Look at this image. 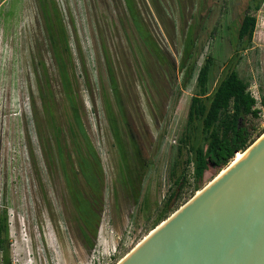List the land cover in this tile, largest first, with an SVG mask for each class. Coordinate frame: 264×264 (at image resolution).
Returning a JSON list of instances; mask_svg holds the SVG:
<instances>
[{"label":"rangeland","instance_id":"374dc122","mask_svg":"<svg viewBox=\"0 0 264 264\" xmlns=\"http://www.w3.org/2000/svg\"><path fill=\"white\" fill-rule=\"evenodd\" d=\"M0 1V213L6 212L8 222L10 264H93L97 258L102 261L101 255L114 246L120 249L114 261L117 263L154 228L158 209L170 191L168 163L176 155L177 138L195 90L197 69L204 59L213 58L210 90L227 67L232 66L248 80L251 91L256 89L259 98L264 95V0L253 11L256 25L247 48L232 47L225 38L218 44L217 35L214 38L207 35V26L212 27L214 21L204 18L203 29L197 26L194 30V58L186 60L192 65L189 75L188 65L172 72L167 63L149 52L125 0H54L69 38L81 120L101 163L102 194L96 207L98 226L92 245L84 242L78 202L73 195L76 191L81 199L91 197V188L83 176L78 173L74 179L72 175L77 168L72 131L79 141L81 136L72 110L60 92L45 40L39 0ZM132 2L161 50L177 65L184 48L186 25L194 23L188 16L191 5L204 17L200 4L212 0ZM246 4L247 0H241L242 8ZM41 59L54 90V115L61 129V148L69 155L66 162L69 185L38 95L35 68L41 74L38 64ZM81 60L86 66L89 87L84 83ZM107 65L116 80L121 109L111 91ZM256 106L264 109L260 101ZM108 109L117 119L128 155L134 153V144L138 147L139 159L131 161V168L135 175L140 170L143 175L138 187L136 177L130 181L136 185L137 200L135 189L124 184L119 172L120 157ZM255 123L254 136L260 128L264 132V117ZM216 173L217 169L209 166L199 187ZM185 189L172 203L168 216L197 191Z\"/></svg>","mask_w":264,"mask_h":264},{"label":"trees","instance_id":"16d2710c","mask_svg":"<svg viewBox=\"0 0 264 264\" xmlns=\"http://www.w3.org/2000/svg\"><path fill=\"white\" fill-rule=\"evenodd\" d=\"M262 0H254L249 13L243 18L238 29L237 47L247 48L250 46L253 32L256 25V17L253 11H257ZM129 10L132 22L142 38L144 44L148 43L154 46L157 52L156 44L153 42L150 32L147 30L140 15L136 12L132 0H125ZM41 13L43 15V24L45 29V40L48 41V53H51L54 62V68L60 83V92L72 110L73 121L81 136L78 140L76 133L72 131L74 151L76 152L77 168L72 170V175L76 179L79 173L83 176L87 185L99 195L101 192L102 170L98 153L92 146L87 133L84 129L81 115L78 109V85L75 79V67L73 57L69 47V38L66 28L62 24L58 7L54 0H39ZM190 45V42L189 44ZM190 47V48H189ZM186 48V53L191 51V46ZM79 57L82 59L81 51L78 49ZM236 57V56H235ZM41 68V74L35 68L37 73V90L41 99V107L46 117L47 126L57 143V155L60 158V164L64 171L66 183L70 184L69 173L66 169V162L69 161V155L61 148V129L54 115V90L50 83V75L44 61L38 62ZM213 64L212 56L204 59L203 63L197 69L195 79V90L190 98L186 121L177 138L176 155L169 160L168 175L172 180L170 191L163 201L161 208L158 209L153 227L165 219L172 210V203L180 197L182 191L192 185V191L198 190L205 170L212 166L217 169V173L225 167L236 156V151L246 149L260 134L263 129L260 128L255 134L257 120L260 119L261 109L256 106L257 102L248 91L249 82L241 77L238 71L228 66L222 77L216 82L214 88H209L210 70ZM111 91L113 92L119 109L122 108L120 97L116 85V80L112 75V70L108 66ZM81 69L84 74V83L89 87L87 70L84 62L81 60ZM260 104L264 105V95L260 97ZM108 119L111 124L112 133L117 143L119 152V172L122 181L126 186H132L134 190V199H138L137 187L140 186L141 174L135 176L138 184L130 183L129 159L126 157V150L123 148L116 118L110 109L107 111ZM184 156V158H182ZM143 169V168H142ZM192 171L193 182L190 184L189 173ZM75 181V180H74ZM69 191L71 187L68 186ZM78 204V216L82 219L86 227H92L94 236L97 232L98 212L92 207L88 199H81L80 193L74 191ZM92 199H94L92 197ZM8 222L6 212L0 213V250L1 264H10V258L7 248Z\"/></svg>","mask_w":264,"mask_h":264},{"label":"water","instance_id":"95a60500","mask_svg":"<svg viewBox=\"0 0 264 264\" xmlns=\"http://www.w3.org/2000/svg\"><path fill=\"white\" fill-rule=\"evenodd\" d=\"M241 152L116 264H264V132Z\"/></svg>","mask_w":264,"mask_h":264},{"label":"flooded vegetation","instance_id":"af4514ba","mask_svg":"<svg viewBox=\"0 0 264 264\" xmlns=\"http://www.w3.org/2000/svg\"><path fill=\"white\" fill-rule=\"evenodd\" d=\"M247 0V4L244 8H242V6L240 5L241 0H212V2H210L209 4H200V9H204L205 15L204 17L202 16L200 10L195 11V5H191L190 10L188 12V16L193 19V24L192 23H188L186 25V33H185V39H184V48H183V52H182V56L180 58V61L177 63V65L175 64L174 59L170 58L169 56H167L165 54V52H163V50H161L160 46L158 45L157 41L155 40V38L153 37L151 31L148 29V27L146 26L147 30L150 32L151 38L153 40V42H155L156 44V48H157V52H155L154 50V46L151 44H144L145 47L149 50V52H151L152 54H154L156 56V58L159 61H164L165 63H167L168 68H170V71L175 72L176 70H178L179 68H182L184 66H187L188 63H186L189 58H194V53L192 52L193 48H194V42L196 41L195 38V29L198 26V29H203V19L205 18V20H208V22H213L214 21V25L212 27H208L207 26V30L208 33L207 35H210L211 38L218 37V44H221V42H223L224 38L231 43V46L234 47L238 45L237 40H238V29H239V25L241 24L243 18L250 12L249 11V7L251 5V3L254 0ZM1 2V1H0ZM214 7V8H213ZM243 9V12H242ZM242 13V14H241ZM237 19H235V16H237ZM198 18V20H197ZM143 21V19H142ZM229 37V40L227 39ZM141 38V37H140ZM195 40V41H194ZM143 41V40H142ZM190 42V45H188ZM144 43V42H143ZM228 43V44H229ZM191 46V51H189V53H186V48ZM190 48V47H189ZM186 63V64H185ZM188 69L186 70V74L192 69V65L190 63V65H188ZM170 71L168 72V74L170 73ZM191 74V73H190ZM121 103V101H120ZM117 121V119H116ZM119 130V137L121 138V142L123 145V148L126 150V157H128L129 161V172L130 174V179L134 178L135 176H137L138 174L142 173V170L140 171H136V175L132 172V168H131V161L132 162H137V160L139 159V152H138V147L136 146V144H134V153L130 156L128 155V150L126 148L125 143L122 141V133L120 131V128L118 127ZM116 142V140H115ZM117 145V143H116ZM118 150V149H117ZM141 158V157H140ZM142 165H144L143 167H145V164L142 163ZM139 168V167H138ZM142 175L140 176V178L142 179ZM138 178V177H137ZM89 186V185H88ZM91 188L90 192H91V197L90 195H88L89 197L86 198L90 201V203L92 204V207L96 210V207L98 205V201L100 200V196L102 194V192H100V196L93 190V188L91 186H89ZM92 197L94 199H92ZM78 218L81 220V234L83 236L84 242L85 244L87 243L88 245H92V238H94V234H93V229L94 228H90V227H86L85 224L83 223L82 219L78 216ZM98 226V225H97ZM96 236V235H95Z\"/></svg>","mask_w":264,"mask_h":264},{"label":"built area","instance_id":"2783aa9c","mask_svg":"<svg viewBox=\"0 0 264 264\" xmlns=\"http://www.w3.org/2000/svg\"><path fill=\"white\" fill-rule=\"evenodd\" d=\"M248 91L250 92L251 96L254 97V99L256 100V102L258 104V102L260 101V98L258 96V91L256 89L254 91H251L250 88H248ZM259 108L261 109L260 118L264 117V109H263V107L259 106ZM189 180H190L189 183L192 184L193 178H192V171L191 170H190V173H189ZM191 188H192V185H190L189 188L185 189V192L187 190H189V189L191 191L192 190ZM182 194H183V192H182ZM9 225H10V222H9ZM128 233H130V232L127 231V234ZM119 253H120V249H117L116 246H114L111 250H108L106 252V254H102L101 255V260L102 261H100L99 258H97L96 261L95 260L93 261V264H116L114 261H115L116 257L119 255Z\"/></svg>","mask_w":264,"mask_h":264},{"label":"bare ground","instance_id":"6f19581e","mask_svg":"<svg viewBox=\"0 0 264 264\" xmlns=\"http://www.w3.org/2000/svg\"><path fill=\"white\" fill-rule=\"evenodd\" d=\"M242 155V152H236V156L234 157V159L233 160H231L230 162H229V164L231 163V162H233L234 160H237L240 156Z\"/></svg>","mask_w":264,"mask_h":264}]
</instances>
